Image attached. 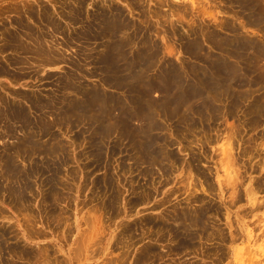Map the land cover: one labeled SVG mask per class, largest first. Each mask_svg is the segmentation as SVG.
Instances as JSON below:
<instances>
[{
    "label": "rangeland",
    "instance_id": "rangeland-1",
    "mask_svg": "<svg viewBox=\"0 0 264 264\" xmlns=\"http://www.w3.org/2000/svg\"><path fill=\"white\" fill-rule=\"evenodd\" d=\"M228 3L0 0V264H264V115L249 112L264 71L239 74L248 99L236 107L206 108L216 98L193 75L217 53L209 33L245 23ZM116 7L127 45L110 52L76 35L94 10ZM243 34L264 47L263 31ZM138 102L143 119L124 115ZM176 211L205 216L180 248ZM148 246L154 256L140 258Z\"/></svg>",
    "mask_w": 264,
    "mask_h": 264
},
{
    "label": "bare ground",
    "instance_id": "bare-ground-1",
    "mask_svg": "<svg viewBox=\"0 0 264 264\" xmlns=\"http://www.w3.org/2000/svg\"><path fill=\"white\" fill-rule=\"evenodd\" d=\"M229 3H231L233 6H235L238 11H237V15L240 14L242 17V19L245 20V23H240L239 26L237 25L236 21L233 22L230 20V22H226L223 25V29L225 30L224 33H219L216 31H212L209 33L208 35V39L213 43V46L216 50L217 53L216 55L213 56H209V58H207V63L206 65H208V67H206V65L204 66L205 69H197L195 70V72L193 75L198 79L200 82L197 81V84H199L201 87L204 84L205 87V91L204 93L206 95H210V94H214V98H216L214 100V102H209L207 100V104L205 105V107L207 108L209 103L213 104L216 103H220L227 98H229L232 102L233 105L231 106H239V103L247 98L246 94H240V95H236V91L234 88L239 87L240 86V82L241 80L239 79V74L243 72L248 73L247 76H249L250 73H254L257 74L259 76H262V70L261 66H260V61L261 59H264V47L262 45H260L257 40H255L253 38V36L251 35H247V34H243L244 28L248 27V28H252L254 30L257 31H263L264 32V0H228ZM79 3V2H78ZM228 3V4H229ZM99 7V6H98ZM79 8V6H78ZM103 8V7H101ZM105 8V7H104ZM121 8V7H120ZM119 7H116V11H107V9H96L94 10L93 14L90 15L88 21H85L87 23V25L85 26V28L83 30H80L78 32H76V35L80 36V38H84V40H88L90 41H98L100 40H104L103 42H109L108 45L106 47H108V50L114 49L118 44L117 43V39L121 40L123 39L125 45H127L130 41V39L128 38V36L126 37V34H128V29H129V25L128 22L126 23V19L122 18L123 17V10H121ZM234 8V7H233ZM80 9V8H79ZM234 10V9H233ZM76 11V9L74 10ZM72 11V12H74ZM81 11V9H80ZM230 11V10H229ZM78 12V10H77ZM76 12V13H77ZM225 12V11H224ZM240 12V13H239ZM44 14V13H43ZM75 14V13H74ZM80 14V12L78 13V15ZM235 14V13H234ZM48 15V14H47ZM81 15V14H80ZM236 15V14H235ZM46 16V15H45ZM235 17V16H234ZM69 18V17H68ZM45 19V18H44ZM54 19V18H53ZM52 19V20H53ZM72 20H76L77 17L73 18L71 17ZM237 19V18H236ZM240 19V17H239ZM52 20H49V22H51ZM234 20V19H233ZM45 21V20H43ZM240 21V20H239ZM243 21V20H242ZM77 22V21H76ZM47 23V21H46ZM53 23V22H52ZM52 23L51 26H52ZM55 23V21H54ZM130 23V22H129ZM239 23V22H238ZM56 28L58 29L60 26L56 25ZM54 26V27H55ZM53 27V26H52ZM27 28V27H26ZM25 29V27L23 28ZM29 29V27H28ZM127 29V30H126ZM151 29V28H150ZM32 30V29H31ZM59 30V29H58ZM79 30V29H78ZM142 31V29H139ZM29 32V31H28ZM147 32L146 30L143 32L145 33ZM32 32H30L31 34ZM14 34V33H13ZM16 34V33H15ZM34 34V33H32ZM198 34V33H197ZM17 35V34H16ZM25 35V34H24ZM32 36L33 35H29ZM35 36V35H34ZM131 36V35H130ZM145 36V34L143 35ZM14 37V36H13ZM12 37V38H13ZM36 37V36H35ZM40 36L36 37L37 40V46L40 47V51L43 53L45 52V48L43 47V41H41L42 38H40ZM257 38V37H255ZM14 39V38H13ZM141 39V38H140ZM148 38H146L147 40ZM34 40V39H33ZM99 40V41H100ZM16 41V40H15ZM141 41V40H140ZM21 42V41H20ZM143 42V40L141 41ZM145 42V41H144ZM85 43V42H84ZM87 43V42H86ZM122 43V40H121ZM193 43V42H192ZM19 44V43H18ZM17 44V45H18ZM14 45V44H13ZM87 45V44H86ZM99 45V44H98ZM116 45V46H115ZM201 45V44H200ZM16 46V45H15ZM20 46V45H18ZM97 46V45H95ZM120 46V44H119ZM124 46V45H123ZM192 46V45H191ZM194 46V45H193ZM205 46V45H203ZM23 47V46H21ZM38 47V48H39ZM105 47V48H106ZM117 48V47H116ZM190 48V47H189ZM122 49V48H121ZM115 50V49H114ZM118 50V48H117ZM116 50V51H117ZM120 50V49H119ZM198 50V49H197ZM204 50V48H200V51ZM115 51V52H116ZM192 51H194L192 49ZM107 51H105L106 54ZM109 52V51H108ZM107 52V53H108ZM118 52V51H117ZM193 53V52H192ZM202 53V52H201ZM194 54V53H193ZM196 56L197 53L195 52ZM210 54V53H208ZM207 54V55H208ZM112 56V55H111ZM110 56V57H111ZM194 56V55H193ZM108 57V56H107ZM106 57V58H107ZM113 57V56H112ZM111 57V58H112ZM207 57V56H206ZM197 58V57H196ZM200 58V57H199ZM203 58V57H202ZM115 59V58H114ZM195 59V58H194ZM201 59V58H200ZM109 61V60H108ZM199 61V59H198ZM206 61V59H205ZM264 61V60H261ZM107 62V61H106ZM259 62V64H258ZM112 63V62H111ZM196 63V62H195ZM108 64V63H106ZM198 64V63H197ZM110 65V64H108ZM114 65V64H113ZM196 66L193 65L191 69H194ZM235 67H238L241 70H238V72H236L234 69ZM263 68V67H262ZM2 69V68H0ZM190 69V70H191ZM4 70V69H3ZM207 70L211 71V75L208 76L209 74H207ZM250 72V73H249ZM245 74V73H243ZM193 76V77H194ZM264 76V75H263ZM212 77V78H210ZM253 77V76H252ZM246 78V77H245ZM248 78V77H247ZM195 79V78H194ZM196 79V80H197ZM250 79V78H249ZM248 79V80H249ZM259 80V78L257 79ZM263 80V79H262ZM194 81V80H193ZM243 81V80H242ZM260 81V80H259ZM192 83V81H191ZM203 83V84H202ZM248 83V82H247ZM259 83V82H258ZM257 83V84H258ZM261 83V82H260ZM259 83V84H260ZM253 84V83H251ZM256 85V84H255ZM242 87V86H241ZM248 87V86H247ZM246 87V89H247ZM250 87V86H249ZM252 88V87H251ZM250 88V89H251ZM255 88V87H254ZM264 87H262L263 89ZM241 89V88H240ZM244 89V88H243ZM249 89V90H250ZM238 90V89H237ZM253 90V89H252ZM240 91V90H239ZM243 91V90H242ZM256 91V90H255ZM254 91V92H255ZM245 92V91H244ZM198 93L197 91L194 92ZM252 93V92H251ZM259 93V92H257ZM199 94V93H198ZM249 94V93H248ZM256 94V92H255ZM94 95V94H92ZM253 95V94H252ZM264 95V93H263ZM254 96V95H253ZM256 96V95H255ZM258 96V95H257ZM251 97V96H250ZM264 97V96H263ZM263 97H259V98H254L252 105H251V101L249 102L251 105L249 107V112L252 115V118L255 119L256 121L259 118H262V116L264 115V99ZM248 99V98H247ZM251 99V98H250ZM247 101V100H246ZM36 102V101H35ZM51 102V101H50ZM48 103V101H47ZM52 103V102H51ZM50 103V104H51ZM229 103V102H228ZM245 103V102H244ZM49 104V105H50ZM53 104V103H52ZM45 105V104H44ZM43 105V107H44ZM217 105V104H216ZM229 105V104H228ZM248 105V106H249ZM247 106V105H246ZM14 107V106H13ZM50 107V106H48ZM70 107L72 108L73 111H78L79 107L78 105H76V103H72V105H70ZM204 107V108H205ZM212 106L208 107L211 108ZM228 107V106H227ZM230 107V105H229ZM55 108V107H54ZM75 108V109H73ZM220 108V107H219ZM224 108V107H223ZM232 108V107H231ZM239 108V107H238ZM248 108V107H247ZM60 109V108H59ZM62 109V108H61ZM60 109V110H61ZM70 109V108H69ZM213 109V108H212ZM211 109V111H212ZM230 109V108H229ZM10 110V109H9ZM63 110V109H62ZM66 110V109H64ZM239 110V109H238ZM229 111V110H226ZM232 110H230L231 113ZM242 111V110H241ZM13 112V111H12ZM19 112H23V110L16 108L15 107V117H17V114ZM65 112V111H64ZM80 112V111H79ZM199 112V111H198ZM210 112V111H209ZM248 112V111H247ZM60 113V111H59ZM227 113V112H225ZM249 113V115H250ZM222 114V113H221ZM243 114V112H242ZM245 114V113H244ZM211 115V114H210ZM228 115V114H227ZM248 116V114H246ZM19 117L25 116L23 113L18 114ZM229 116V115H228ZM44 118V117H43ZM250 118V117H249ZM264 118V116H263ZM248 119V118H247ZM245 120V119H244ZM249 120V119H248ZM254 120V121H255ZM264 120V119H263ZM246 121V120H245ZM251 122V121H250ZM92 123V122H91ZM88 124V123H87ZM260 125V124H259ZM258 127V126H257ZM256 127V128H257ZM264 129V128H263ZM45 130H48L47 125H45ZM263 131V130H262ZM142 147V146H141ZM138 151L140 149H137ZM143 151H145L144 149H142ZM148 150V149H147ZM195 156H193L194 159ZM175 159V158H174ZM192 159V160H193ZM187 162V161H186ZM195 162V161H194ZM194 162H191L192 164ZM175 163V162H174ZM188 164V163H187ZM13 164L11 163V168ZM196 165V164H194ZM188 166V165H187ZM10 168V167H9ZM194 168V167H193ZM16 169V168H14ZM16 171V170H15ZM33 171V170H31ZM12 172V171H11ZM14 172V170H13ZM200 172V171H199ZM17 173V171H16ZM14 173V174H16ZM19 173V172H18ZM17 173V174H18ZM11 174V173H10ZM13 174V173H12ZM15 177V176H14ZM55 185V183H54ZM53 186V184H51V187ZM54 187V186H53ZM56 187V185H55ZM211 188V187H209ZM255 192L252 190L251 195H255ZM250 195V194H249ZM51 196V195H50ZM47 196V197H50ZM152 196V195H151ZM251 196V197H252ZM142 197V196H141ZM144 198V197H143ZM135 200V199H134ZM252 200V199H251ZM186 207V206H185ZM176 209V208H175ZM205 209V208H204ZM227 209V208H226ZM203 212V211H202ZM217 213V212H216ZM208 214V213H207ZM245 214V213H244ZM229 215V214H228ZM231 215V214H230ZM205 217V216H204ZM203 215L202 213L199 214H191L190 212H178L176 211V213H174V216L171 217V220L173 219V221L175 222V226L173 228H168L169 233L176 238L177 241V248L183 247L185 244H187V241L191 239V236H193V231L191 229V227L193 228V224L196 225V228L202 224L203 221ZM230 217V216H229ZM167 218V216L165 217ZM148 219V218H147ZM146 219V221H147ZM152 220V219H151ZM163 220V219H162ZM170 220V218H169ZM166 222V221H165ZM149 223V221H148ZM153 223V222H150ZM167 223V222H166ZM171 223V222H170ZM137 224V223H136ZM154 224V223H153ZM152 224V225H153ZM151 225V226H152ZM159 225H162V223H160ZM154 226V225H153ZM156 226V225H155ZM154 226V227H155ZM165 226V225H164ZM170 226V225H169ZM173 226V225H172ZM157 227V226H156ZM201 228V226H199ZM198 227V228H199ZM162 228V227H161ZM167 228V227H164ZM199 228V229H200ZM195 229V227L193 228ZM202 229V228H201ZM200 229V231H202ZM160 230V229H159ZM196 230V229H195ZM161 231V230H160ZM163 231V229H162ZM167 231V230H166ZM197 231V230H196ZM195 231V232H196ZM199 231V230H198ZM206 231V230H205ZM157 233V232H156ZM199 233V232H197ZM205 233V232H204ZM215 234V233H214ZM167 235V234H166ZM197 236V234H195ZM209 235V234H208ZM171 236V237H172ZM194 236V237H196ZM204 236V235H203ZM170 237V236H169ZM216 237V236H214ZM194 239V238H193ZM225 239V238H224ZM164 240V239H163ZM195 241V239H194ZM191 242V241H190ZM189 243V242H188ZM190 245V244H188ZM218 245V244H217ZM174 246V245H173ZM223 246V245H222ZM175 247V246H174ZM225 247V246H224ZM167 248V247H166ZM217 248V247H216ZM17 249V248H16ZM19 249V248H18ZM24 249V248H23ZM174 249V248H173ZM188 249V248H187ZM186 249V250H187ZM190 249V248H189ZM220 249V248H219ZM20 250V249H19ZM142 250V249H141ZM169 250V249H168ZM29 251V249H28ZM27 251V253H28ZM170 251V250H169ZM176 252V250H173V252ZM222 251V250H220ZM25 252V251H24ZM160 252V251H159ZM171 252V251H170ZM181 252V250H180ZM20 253V252H19ZM155 253V252H154ZM178 253V251H177ZM186 253V251H185ZM26 254V253H25ZM180 254V253H179ZM189 254V253H188ZM217 254V253H216ZM24 255V254H23ZM28 255V254H27ZM222 255V254H221ZM151 256H154L153 254V250L148 246L146 247V249L143 250V253L141 255L140 258H144V259H149L151 258ZM156 256V254H155ZM220 256V255H219ZM221 257V256H220ZM223 257V256H222ZM27 258V257H26ZM25 258V259H26ZM30 259V258H29ZM28 259V260H29ZM141 259V260H144ZM140 260V261H141ZM139 262V261H138ZM149 264V263H148Z\"/></svg>",
    "mask_w": 264,
    "mask_h": 264
},
{
    "label": "water",
    "instance_id": "water-1",
    "mask_svg": "<svg viewBox=\"0 0 264 264\" xmlns=\"http://www.w3.org/2000/svg\"><path fill=\"white\" fill-rule=\"evenodd\" d=\"M98 94H100V93H97V95H92L93 97H98ZM142 100V99H144V97L142 98V96H140V97H138V100ZM137 106L139 107H141L142 109H141V111H139V112H135V113H126V114H124V115H126L127 117L129 116V118H138V117H140V118H142L143 119V117H142V112L147 108L145 105V107L143 106H141V105H139V102L137 103ZM93 109L94 110H97L98 109V106L97 105H95L94 107H93ZM69 110H71V109H69ZM69 110H67V112L69 113V112H72L73 110H71V111H69ZM24 112H25V110H24ZM74 112V111H73ZM25 114H26V112H25ZM99 122V121H98ZM148 125V128H149V130L151 131L153 128H156V127H158L157 125H156V122H155V124H147ZM118 127V126H117ZM122 127V126H121ZM142 133H143V135L142 136H147L149 133H147V132H145L144 130H142ZM147 133V134H146Z\"/></svg>",
    "mask_w": 264,
    "mask_h": 264
}]
</instances>
